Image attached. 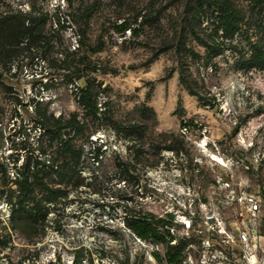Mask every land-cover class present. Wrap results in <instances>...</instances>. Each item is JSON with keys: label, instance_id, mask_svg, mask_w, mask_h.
Instances as JSON below:
<instances>
[{"label": "rangeland", "instance_id": "1", "mask_svg": "<svg viewBox=\"0 0 264 264\" xmlns=\"http://www.w3.org/2000/svg\"><path fill=\"white\" fill-rule=\"evenodd\" d=\"M18 9L47 22L0 46V264H169L125 226L142 207L173 215L181 264H264V0H0ZM86 79L116 122L90 121L79 184L35 236L1 183L45 158L38 119L76 111Z\"/></svg>", "mask_w": 264, "mask_h": 264}, {"label": "trees", "instance_id": "2", "mask_svg": "<svg viewBox=\"0 0 264 264\" xmlns=\"http://www.w3.org/2000/svg\"><path fill=\"white\" fill-rule=\"evenodd\" d=\"M46 22L47 17L44 13L32 17L28 11L22 9H18L16 13L5 11L4 14H0V46L18 45L28 36L32 37L35 31L41 36ZM85 58L86 56L81 55L77 61L75 59L73 61L77 78L84 77V65L87 63ZM262 61L264 52H256L252 63ZM85 82V85L78 86L80 97L76 111L69 114L61 113L58 116L51 113L50 122L48 119L46 121L38 119L49 137L47 148H41L42 154L46 155L45 158H40L34 163L26 162L20 167L14 164L16 168L14 177H7L1 183L6 187L1 192H6L13 225L26 226L35 236L39 233L38 228L43 227L51 206L56 208L58 204L66 203L69 187L79 184L75 176L77 179L81 176L83 167L80 164L85 153L79 139L88 131L90 121L104 115L109 123L116 122L108 115L107 107L100 109L97 93L92 88L95 81L86 79ZM107 104L108 101H105L104 105ZM90 152H93L91 158L94 161H100L102 154L100 146H95ZM167 216L170 219L162 217L154 219L155 215L142 207L133 213H126L124 222L138 238L166 246L167 263L181 264L182 238L175 232L173 215L167 213ZM156 255L158 256L157 253Z\"/></svg>", "mask_w": 264, "mask_h": 264}, {"label": "built area", "instance_id": "3", "mask_svg": "<svg viewBox=\"0 0 264 264\" xmlns=\"http://www.w3.org/2000/svg\"><path fill=\"white\" fill-rule=\"evenodd\" d=\"M251 200V210L258 209V203L254 201L253 197L250 198ZM189 226H191V222L188 221Z\"/></svg>", "mask_w": 264, "mask_h": 264}]
</instances>
